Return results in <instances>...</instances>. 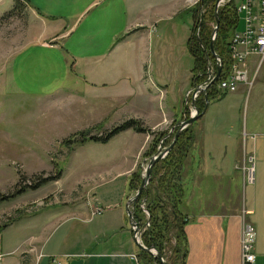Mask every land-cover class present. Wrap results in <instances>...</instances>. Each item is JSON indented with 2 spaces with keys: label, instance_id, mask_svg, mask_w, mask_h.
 I'll return each instance as SVG.
<instances>
[{
  "label": "rangeland",
  "instance_id": "374dc122",
  "mask_svg": "<svg viewBox=\"0 0 264 264\" xmlns=\"http://www.w3.org/2000/svg\"><path fill=\"white\" fill-rule=\"evenodd\" d=\"M80 3L70 8H56L51 13H31V16L26 13V6H18L16 13L2 20L4 13L13 10L15 2L0 1V226H3L0 231L3 243L17 244L19 240H14L13 234H18L21 224L27 223L31 229L40 224V218L56 209L81 213L87 203L93 205L96 200L100 204L125 203V195L129 194L126 200L135 195L128 186L134 182L140 187L153 156L147 155L151 141L164 131H152L137 115H148L144 100L138 102L142 109L136 110L134 98L133 103L129 99L119 102L112 92L116 85L118 88L124 82L134 81L137 68L142 69L138 65L141 59L148 66L151 80L167 84L164 86L167 96L154 99V112L167 107L178 119L182 115V97L178 92L189 87L187 77L191 76L193 65L187 48V56L183 54L176 62L184 47L179 29L161 25L153 31L145 49L141 44H131L136 33L125 32L128 24L125 19L102 11L103 7H97L100 2L92 6V11L82 14L70 29L81 12ZM185 3L191 6L189 0ZM184 18L179 17L173 26L180 27ZM68 30L71 31L67 33ZM52 31L63 37L54 41L55 46L45 48L41 42L48 41ZM176 65L188 68V75L181 74L180 68L173 80L159 81L164 67L171 78ZM88 82L92 83L91 87L100 85L104 95L82 96ZM142 88L150 89L145 83ZM244 90V86H239L236 93L218 101L211 100L206 114L192 123V130L199 122L222 121V116L239 123L245 124L247 120L264 125V67L251 90L248 93ZM189 102L187 108H190ZM98 104L104 110L97 111ZM128 119L139 120L150 132L142 135L129 129L107 143L87 141L83 145L79 144L81 137L74 136L90 129V136L103 137ZM68 139L72 142L63 144ZM165 139L160 140L157 150L172 142L164 145ZM142 143L143 147L139 148ZM188 157L181 163L182 175L189 169ZM165 173L167 170L163 169L161 175ZM12 194V198L1 199ZM100 215H95L96 219ZM19 218L21 223L15 224ZM128 228L131 230L129 223Z\"/></svg>",
  "mask_w": 264,
  "mask_h": 264
},
{
  "label": "crops",
  "instance_id": "0c3cea01",
  "mask_svg": "<svg viewBox=\"0 0 264 264\" xmlns=\"http://www.w3.org/2000/svg\"><path fill=\"white\" fill-rule=\"evenodd\" d=\"M25 1L26 13L30 16L31 13L36 15V12L51 13L58 8H70L82 2L81 12L70 29L82 14L86 11L89 13L94 8L92 6L100 2L97 7H103L102 11L125 19L128 23L125 32L136 33L131 44H141L145 49L151 34L161 25L178 28L179 39L184 47L176 62L181 60L183 54L187 56L185 49L190 35L192 12L191 7L186 6V0H107V4L106 0ZM181 16H185L181 26H173ZM47 37L48 41L41 42V45L50 48L55 46L54 41L62 38L63 34L59 37L52 31ZM138 65L142 69L137 68L134 81L124 82L118 88L116 85L112 92L113 98L119 102L129 99L131 103L134 98L138 106L136 110L142 109L138 102L144 100V110L148 115L137 113L141 121L152 131L174 129L185 114L184 100L190 88L191 76L187 77L189 87L182 86L185 88L178 92L183 103L182 115L178 119L167 107L163 111L154 112V99L167 96V84H158L150 79L144 58ZM180 68L176 65L172 69L171 78H168V69L164 67L159 81L173 80ZM188 70L182 68L180 73L188 75ZM144 83L149 84L150 89L147 91L142 88ZM87 84L89 86L82 90V96L96 98L104 95L100 85L91 87L92 83ZM81 100L86 101L84 97ZM100 110L104 108L98 104L97 111ZM206 112L207 109L204 115ZM221 118L222 121L199 122L193 128V146L186 159L189 169L184 175L179 172L175 181L177 186L173 187L178 190L179 212L186 219L183 227L186 238L184 264H240L243 213L255 229V264H264V125L255 121L248 123L247 120L245 124L239 123L226 116ZM252 166L253 180L248 182L244 168ZM127 195L124 197L125 203L100 204L97 200L93 205L87 203L84 205L86 212L81 213L56 209L40 218V224L31 229L27 223L21 224L18 234H13V239L19 240L15 245L3 243L0 231V264H138V248L133 242L132 229L128 228L129 221L125 213ZM96 208L102 210L98 220L97 216H92ZM19 220L14 223H21ZM126 231L130 236L124 234Z\"/></svg>",
  "mask_w": 264,
  "mask_h": 264
},
{
  "label": "trees",
  "instance_id": "16d2710c",
  "mask_svg": "<svg viewBox=\"0 0 264 264\" xmlns=\"http://www.w3.org/2000/svg\"><path fill=\"white\" fill-rule=\"evenodd\" d=\"M216 1L217 0H201L196 6H193L190 9L192 12V24L190 27V35L186 42V48L192 58L193 65L190 70V87L205 82L208 77L209 68H211L213 72L216 71V57L220 59L222 64L221 78H225L227 74V44L232 31L237 27L238 17L236 14L235 3L233 1L225 3L218 8L217 14L219 17V27L214 40L216 57L213 56L209 51V45L211 43V36L215 26L214 15ZM25 3V0H15L13 10L5 13L2 16V20L5 17L9 18L12 16L17 12L18 6L24 7ZM216 84L217 83H214L207 91L206 98L208 104L211 100L218 101L227 95V93L218 92L216 90ZM195 106L198 110V115H200L206 109L205 95H200L195 101ZM184 110L185 114L184 117H181V120L188 119L190 116L188 108L186 107ZM202 116L198 119H201ZM129 129H132L139 134L150 132L142 127V123L139 120L128 119L112 128L103 137L90 136V129L78 132L77 134H74V136L81 137L80 140L78 139L80 145H83L87 141L93 143H107L114 136ZM177 130L178 128H174L171 133L164 131L156 134L151 141L147 153L148 157L154 155L157 150V145L164 137H166L164 145H168L170 141H172ZM86 136H88V138H86ZM193 139L194 134L192 125L180 132L174 147L169 151L167 156L154 164L149 186L145 191L143 190L141 192L134 204L133 218L140 228H143L147 221L146 214L140 208L142 203H144V207L149 214V225L144 228L140 237L142 244L146 248H153L161 254L166 264H184L186 238L183 227L186 224V219L185 216L179 212L177 206L178 190H174L173 187L177 186L175 181L179 176L181 163L183 159L188 157L193 146ZM71 142L72 140L68 139L63 141V144H70ZM163 169L167 170V173H165L164 176L161 175ZM151 186L155 187L151 189ZM138 187L139 184H134V182L132 184L130 182L128 186L133 193L137 192ZM12 197H14L13 194L4 196L1 199H9ZM2 227L0 226V230ZM137 260L138 264H161L150 254L140 249H137Z\"/></svg>",
  "mask_w": 264,
  "mask_h": 264
},
{
  "label": "built area",
  "instance_id": "2783aa9c",
  "mask_svg": "<svg viewBox=\"0 0 264 264\" xmlns=\"http://www.w3.org/2000/svg\"><path fill=\"white\" fill-rule=\"evenodd\" d=\"M201 0H190V7L196 6ZM233 1L235 3L236 14L238 17L237 27L232 31L227 44L228 70L225 78L215 82L216 90L220 93H236L239 86H244V93H248L254 85L259 73L264 67V0H225L220 6ZM217 65L221 64L215 58ZM222 66V64H221ZM222 72V68H221ZM211 68L208 70V77L205 82L195 84L185 95V106L191 115L196 114L193 104L201 94L206 95L210 82L215 76ZM163 148V147H162ZM246 178L248 182L253 180V166L246 168ZM140 208L145 212L144 203ZM102 210L96 208L92 216L100 215ZM147 215V214H146ZM145 227L141 228L140 237ZM132 229V228H131ZM134 235V231L132 230ZM255 229L254 226L245 218H241L240 230V264H255L254 254ZM137 261V258H136ZM138 263V261H137Z\"/></svg>",
  "mask_w": 264,
  "mask_h": 264
},
{
  "label": "water",
  "instance_id": "95a60500",
  "mask_svg": "<svg viewBox=\"0 0 264 264\" xmlns=\"http://www.w3.org/2000/svg\"><path fill=\"white\" fill-rule=\"evenodd\" d=\"M224 1L225 0H217L216 3H215V15H214V25L215 26L213 28V33H212V36H211V43L209 45V51L215 57H216V55H215V50H214V40H215L216 33H217V30H218V27H219V17H218V14H217V10H218V8L220 7V5ZM220 73H221V64H218L217 65V68H216L215 76L213 77L212 81L210 82V86L213 85L219 79ZM205 99H206V108H207L208 101H207L206 95H205ZM193 106H194V109L196 111V114H194V115H191L190 114V116H189L188 119H184L181 122H179L177 124V126H176L178 128V130L174 134L173 139H172V142L170 143V145L167 146L164 149L159 148L157 150L156 154L153 155L150 158V161H149V163H148V165L146 167V170H145L144 174L142 175L140 187L138 188V190L135 193V195L128 200L127 205L125 207V213H126V215L128 217L129 225L132 228V230L134 231L133 242H134L135 246L138 249L143 250L146 253L150 254L155 260L159 261L161 264H166L165 261H164V259L161 256V254H159L153 248H150V249L146 248L142 244V242H141V239H140L141 228L134 221V218H133L134 204H135V202L137 200V197L141 194V192L143 190H146L147 185L150 183V178H151V174H152V168H153L154 164L157 163L158 161L162 160L164 158V156L167 155L169 153V151L174 147V145H175V143L177 141V138H178V135L180 134V132L182 130H184L185 128H187L188 126L192 125V123L197 118L201 117L205 113V110L206 109L200 115H198V110H197L196 106L194 104H193ZM172 130H170V132H172ZM145 212L147 214V221H146V224L145 225L148 226L149 225V214H148V212H147L146 209H145Z\"/></svg>",
  "mask_w": 264,
  "mask_h": 264
},
{
  "label": "flooded vegetation",
  "instance_id": "af4514ba",
  "mask_svg": "<svg viewBox=\"0 0 264 264\" xmlns=\"http://www.w3.org/2000/svg\"><path fill=\"white\" fill-rule=\"evenodd\" d=\"M175 128H177V127H175ZM166 156H167V155H165L164 158H165ZM164 158H163V159H164Z\"/></svg>",
  "mask_w": 264,
  "mask_h": 264
},
{
  "label": "bare ground",
  "instance_id": "6f19581e",
  "mask_svg": "<svg viewBox=\"0 0 264 264\" xmlns=\"http://www.w3.org/2000/svg\"><path fill=\"white\" fill-rule=\"evenodd\" d=\"M189 3H190V0H189Z\"/></svg>",
  "mask_w": 264,
  "mask_h": 264
}]
</instances>
